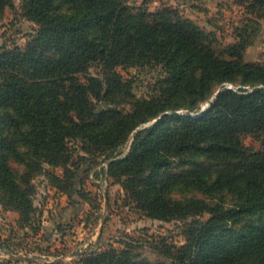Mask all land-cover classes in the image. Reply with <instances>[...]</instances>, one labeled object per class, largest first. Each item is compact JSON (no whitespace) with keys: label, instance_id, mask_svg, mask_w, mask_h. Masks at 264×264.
<instances>
[{"label":"trees","instance_id":"trees-1","mask_svg":"<svg viewBox=\"0 0 264 264\" xmlns=\"http://www.w3.org/2000/svg\"><path fill=\"white\" fill-rule=\"evenodd\" d=\"M252 5L264 8V0ZM6 7L13 8V2L0 0V11ZM22 15L39 27L33 40L26 48L0 46V114H6L0 124V201L20 214L19 222L27 226L34 219L32 181L44 163L63 166L74 184L78 173L68 168L67 140L81 138L88 148L107 154L110 174L146 216L171 221L209 214L187 227L188 243L178 250L177 264H264V151L243 141L248 134L264 135V62L245 59L254 31L241 27L237 41L219 50L216 36L177 8L152 12L127 0H23ZM95 63L102 65L103 78L82 81L80 74ZM134 65H162L172 93L206 99L215 87L223 89L198 117L166 116L141 129L129 153L118 159L120 147L139 127L180 108L138 100L118 71ZM228 83L238 88L225 87ZM115 95L132 110L97 109L94 100ZM195 156L215 164L171 172ZM192 183L211 194L229 190L236 198L231 207L169 198L171 188ZM255 214L258 221L241 224L242 217ZM84 264L161 263L109 248L89 254Z\"/></svg>","mask_w":264,"mask_h":264},{"label":"rangeland","instance_id":"rangeland-1","mask_svg":"<svg viewBox=\"0 0 264 264\" xmlns=\"http://www.w3.org/2000/svg\"><path fill=\"white\" fill-rule=\"evenodd\" d=\"M11 1L13 8L6 7L0 11V46L10 50L16 47L26 48L39 27L23 17V0ZM127 2L132 7H143L152 12L166 6L177 8L184 17L192 19L201 28L214 34L219 50L236 42L239 29L249 26L254 35L252 44L245 52V59L249 62H264V18L261 17L264 8L252 5L253 0ZM66 7L69 8L65 6L62 10H67ZM118 71L132 86L133 94L138 100H161L164 106L178 105V115H188V111L199 114L208 101L223 89V86H217L212 96L202 99V96L194 93H172V89L164 82L167 72L162 65L126 66L119 67ZM103 73L102 65L95 63L87 72L80 74V78L86 82L89 77L103 78ZM196 75L195 72L191 73V76ZM237 85L228 83L225 87L238 88ZM94 102L97 109H116L123 113L132 110V104L121 95ZM174 111H165L160 116H174ZM72 115L76 116L74 111ZM5 117V113L0 114V124ZM158 118L137 130L155 125ZM137 132L131 134L120 147L118 159L129 153ZM243 141L253 151H264V135L248 134L243 137ZM67 146L71 156L68 168L78 173L74 184L69 185L63 166L44 163V170L32 181L36 188L33 199L37 210L29 225H22L19 222L20 214L6 208L0 201V264H84L89 254L109 248L127 251L134 260L177 264L178 250L188 243L187 227L196 219L209 218V214L171 221L150 218L139 209L136 202L128 198L124 186L112 177L109 171L112 160L107 158V154L88 148L81 138L68 139ZM186 160V164L173 166L171 172L184 174L202 163L215 164L204 156ZM12 166L21 170L14 162ZM57 178L63 179L64 183L60 184ZM168 196L173 201L202 199L208 202H226L227 207H231L236 198L229 190L211 194L193 183L176 185L170 189ZM258 220L259 215L255 214L242 217L240 222L245 224ZM6 243L8 249L2 247ZM14 257L29 259L15 260Z\"/></svg>","mask_w":264,"mask_h":264},{"label":"water","instance_id":"water-1","mask_svg":"<svg viewBox=\"0 0 264 264\" xmlns=\"http://www.w3.org/2000/svg\"><path fill=\"white\" fill-rule=\"evenodd\" d=\"M229 88H231V87H229ZM252 90H253V91H258V90H260V87H255V88H253ZM219 92H220V91H219ZM219 92H217L216 95H215L212 99H210V100L208 101L207 105H205L204 109H203L199 114H194V113H192L191 111H188V112H187L188 116L198 117V116L202 115V114H203V113H204V112L210 107L212 101L216 98V96L219 94ZM174 113H175V114H178V113H180V112H179V111H174ZM164 117H165V114L162 115V116H160V118H158V119L156 120L155 123H158V122H159L160 120H162ZM137 131H138V130H136V132H137ZM14 259H15V260H27V259H29V258H18V257H14Z\"/></svg>","mask_w":264,"mask_h":264},{"label":"built area","instance_id":"built-area-1","mask_svg":"<svg viewBox=\"0 0 264 264\" xmlns=\"http://www.w3.org/2000/svg\"><path fill=\"white\" fill-rule=\"evenodd\" d=\"M6 256H8V255L6 254Z\"/></svg>","mask_w":264,"mask_h":264}]
</instances>
